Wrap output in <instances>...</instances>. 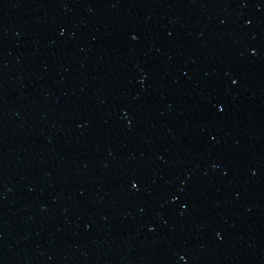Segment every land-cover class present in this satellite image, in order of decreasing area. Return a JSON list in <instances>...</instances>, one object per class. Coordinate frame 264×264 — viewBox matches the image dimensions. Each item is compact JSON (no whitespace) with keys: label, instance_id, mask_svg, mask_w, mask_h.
Wrapping results in <instances>:
<instances>
[{"label":"water","instance_id":"1","mask_svg":"<svg viewBox=\"0 0 264 264\" xmlns=\"http://www.w3.org/2000/svg\"><path fill=\"white\" fill-rule=\"evenodd\" d=\"M0 264H264V0H0Z\"/></svg>","mask_w":264,"mask_h":264},{"label":"snow or ice","instance_id":"2","mask_svg":"<svg viewBox=\"0 0 264 264\" xmlns=\"http://www.w3.org/2000/svg\"><path fill=\"white\" fill-rule=\"evenodd\" d=\"M233 83H235V81H233ZM132 186H133V187H135L136 185H135V184H133Z\"/></svg>","mask_w":264,"mask_h":264}]
</instances>
